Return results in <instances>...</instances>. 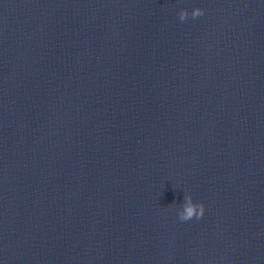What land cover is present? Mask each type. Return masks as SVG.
I'll list each match as a JSON object with an SVG mask.
<instances>
[{
	"label": "clouds",
	"instance_id": "1",
	"mask_svg": "<svg viewBox=\"0 0 264 264\" xmlns=\"http://www.w3.org/2000/svg\"><path fill=\"white\" fill-rule=\"evenodd\" d=\"M204 14V10L201 8L193 9L191 16L192 18H197ZM180 21H185L189 13L185 9H181L178 13ZM204 215V205L202 203H194L191 195H185L184 201L181 208L178 211V217L181 221L191 220L193 217L196 219L202 218Z\"/></svg>",
	"mask_w": 264,
	"mask_h": 264
}]
</instances>
